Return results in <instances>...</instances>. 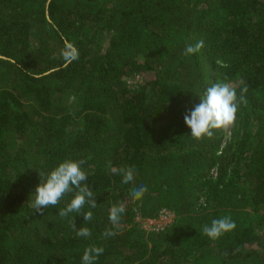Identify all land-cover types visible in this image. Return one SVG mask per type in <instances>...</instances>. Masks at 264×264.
<instances>
[{
	"label": "trees",
	"instance_id": "16d2710c",
	"mask_svg": "<svg viewBox=\"0 0 264 264\" xmlns=\"http://www.w3.org/2000/svg\"><path fill=\"white\" fill-rule=\"evenodd\" d=\"M216 82L237 97L247 86L224 143L223 129L198 140L184 122ZM65 159L86 161L97 207L61 218L70 193L41 215L39 172ZM125 167L134 184L112 170ZM164 213L163 229L137 222ZM224 216L233 231L203 234ZM91 245L95 264H264V0H0V264H82Z\"/></svg>",
	"mask_w": 264,
	"mask_h": 264
},
{
	"label": "clouds",
	"instance_id": "9594fccd",
	"mask_svg": "<svg viewBox=\"0 0 264 264\" xmlns=\"http://www.w3.org/2000/svg\"><path fill=\"white\" fill-rule=\"evenodd\" d=\"M203 47V40L197 41L195 44H187L184 54L186 56L194 55L200 52ZM61 55L66 62L71 63L79 59V50L74 43H68L62 50ZM246 92L247 86L245 85L241 89L240 96L237 97L236 88L229 82H216L208 87L199 97V103L184 116V122L191 130V137L198 140L205 137L211 139L214 130H227L234 127L240 105L247 104ZM84 163H86L84 160L65 159L50 172L40 171L41 182L37 185L35 194L32 197L33 209L43 215L44 209L55 207L70 193L74 194L73 198L58 212L61 218L70 217L71 213H80L86 204L91 209H95L97 207L96 197L86 183L89 176L82 168ZM108 166L112 167L111 162ZM112 170L118 171L122 175V183H135L136 170L134 168L125 167ZM147 191L146 185H139L132 189L131 196L133 200H140ZM124 212L125 207L123 204L113 205L110 208L108 218L114 227L119 226ZM82 215L85 221H90L93 213L87 211ZM69 223L77 236L89 237L91 235L90 229L87 227L76 229L74 217L69 219ZM235 228V221L230 216H224L213 219L210 225H204L202 230L203 234L209 239L216 240ZM102 235L107 238L116 235V232L106 230ZM103 253L104 249L102 247L95 245L86 247L81 258L82 264H95Z\"/></svg>",
	"mask_w": 264,
	"mask_h": 264
},
{
	"label": "rangeland",
	"instance_id": "374dc122",
	"mask_svg": "<svg viewBox=\"0 0 264 264\" xmlns=\"http://www.w3.org/2000/svg\"><path fill=\"white\" fill-rule=\"evenodd\" d=\"M140 82H141V79L139 77H136L135 80L129 82V84L136 86ZM229 131H230V128H228L227 130L223 129V143L229 139ZM171 221H172V215L168 213L161 214L156 220H146L144 222L137 220V222H139V225L142 228H145L147 230H153V229H159V228L163 229L164 227L169 225Z\"/></svg>",
	"mask_w": 264,
	"mask_h": 264
}]
</instances>
